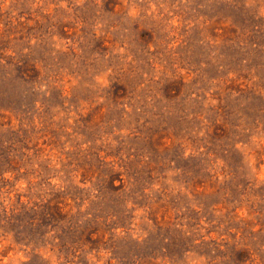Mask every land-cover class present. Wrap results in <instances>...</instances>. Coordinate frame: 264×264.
I'll return each instance as SVG.
<instances>
[{"label": "rangeland", "instance_id": "rangeland-1", "mask_svg": "<svg viewBox=\"0 0 264 264\" xmlns=\"http://www.w3.org/2000/svg\"><path fill=\"white\" fill-rule=\"evenodd\" d=\"M0 264H264V0H0Z\"/></svg>", "mask_w": 264, "mask_h": 264}]
</instances>
